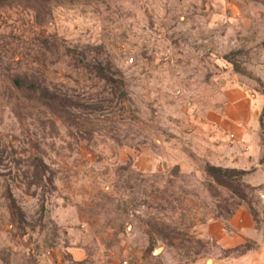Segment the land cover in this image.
Wrapping results in <instances>:
<instances>
[{"label": "rangeland", "instance_id": "rangeland-1", "mask_svg": "<svg viewBox=\"0 0 264 264\" xmlns=\"http://www.w3.org/2000/svg\"><path fill=\"white\" fill-rule=\"evenodd\" d=\"M227 83L264 96V0L1 8L0 264H205L204 224L264 210L212 144Z\"/></svg>", "mask_w": 264, "mask_h": 264}, {"label": "crops", "instance_id": "crops-1", "mask_svg": "<svg viewBox=\"0 0 264 264\" xmlns=\"http://www.w3.org/2000/svg\"><path fill=\"white\" fill-rule=\"evenodd\" d=\"M230 6L233 17L238 16L237 5ZM221 95L222 106L206 115L208 128L220 135L212 144L223 149L221 145L228 138L236 166L245 170V182L264 191V96H251L242 86L228 83ZM203 237L216 249L210 264H264V210L256 218L248 208L239 207L224 220L204 224Z\"/></svg>", "mask_w": 264, "mask_h": 264}, {"label": "trees", "instance_id": "trees-1", "mask_svg": "<svg viewBox=\"0 0 264 264\" xmlns=\"http://www.w3.org/2000/svg\"><path fill=\"white\" fill-rule=\"evenodd\" d=\"M15 0H0V9L6 7L9 3L14 2ZM9 201L11 200L10 197H8ZM14 216L15 214L12 213Z\"/></svg>", "mask_w": 264, "mask_h": 264}, {"label": "water", "instance_id": "water-1", "mask_svg": "<svg viewBox=\"0 0 264 264\" xmlns=\"http://www.w3.org/2000/svg\"><path fill=\"white\" fill-rule=\"evenodd\" d=\"M210 263H211L210 259H207L206 264H210Z\"/></svg>", "mask_w": 264, "mask_h": 264}, {"label": "built area", "instance_id": "built-area-1", "mask_svg": "<svg viewBox=\"0 0 264 264\" xmlns=\"http://www.w3.org/2000/svg\"><path fill=\"white\" fill-rule=\"evenodd\" d=\"M130 63L132 62V60L129 61Z\"/></svg>", "mask_w": 264, "mask_h": 264}, {"label": "bare ground", "instance_id": "bare-ground-1", "mask_svg": "<svg viewBox=\"0 0 264 264\" xmlns=\"http://www.w3.org/2000/svg\"><path fill=\"white\" fill-rule=\"evenodd\" d=\"M157 252V251H156Z\"/></svg>", "mask_w": 264, "mask_h": 264}]
</instances>
